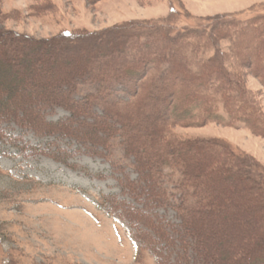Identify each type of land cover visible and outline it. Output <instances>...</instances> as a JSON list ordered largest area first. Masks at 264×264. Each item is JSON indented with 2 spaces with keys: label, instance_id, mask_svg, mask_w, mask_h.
<instances>
[{
  "label": "rangeland",
  "instance_id": "rangeland-1",
  "mask_svg": "<svg viewBox=\"0 0 264 264\" xmlns=\"http://www.w3.org/2000/svg\"><path fill=\"white\" fill-rule=\"evenodd\" d=\"M0 31L17 40L13 51L5 43L0 44L1 104L7 103L2 98L9 86L17 96L35 95L37 91L50 97L65 83H57L60 77L89 70L72 80L69 100L80 103L85 113L76 116L71 126L90 136L93 124L107 120L118 129L116 113H129L125 137L136 136L143 151L138 156L126 152L120 130L110 135L98 133L103 144L94 145L92 141L37 132L31 125L10 119L2 122L0 264H160L151 246V238L156 236L145 228L143 232L148 234L142 235H147L148 242L136 238L135 227L119 215L120 209L111 210L107 199L145 209L161 224H167L166 230L171 225L181 226L180 204L188 207L192 190L182 186L177 166L159 161L162 166L155 170L157 181L153 187L157 194L152 200L136 202L126 189L127 183H135L145 172L140 170V163L150 165L158 160L155 156L162 144L158 140L153 146L150 129L154 124L161 127L169 115L162 111L165 97L161 96V88L170 84L172 74L159 77L147 92L143 90V109L130 114L138 97L131 91L132 84L146 79L147 72L138 81L139 77L124 71L131 67L139 70L126 60V53H88L83 44L72 50L68 43L71 40L61 34L71 32L80 39L105 33V42L109 33L125 32L135 40H148L149 45L137 50L136 41L129 39V47L138 54L164 46L160 41L163 34L179 36L195 46L197 59L216 58L220 70L240 84L264 121V0H0ZM54 40L62 43L52 44ZM175 62L182 64L180 56ZM103 69L105 74L101 76ZM58 98L56 101H67ZM211 100L214 110L225 116L219 96L211 95ZM35 102L24 109L41 108L39 114L45 123L71 117L70 110L62 106L45 107ZM257 132L261 133H253L240 122L235 126L206 122L168 129L177 138L228 144L264 177V130ZM193 160L194 164L204 165L196 154ZM218 183L215 185L220 186L221 180ZM226 184L227 189L221 187L218 198L211 203V217L201 220L202 239L215 251L224 250L223 257L217 252L216 262L264 264L262 210L253 204L252 193L244 185ZM211 187L214 194V185ZM186 241L187 245L176 242L164 249L163 255L170 252L178 264H196L190 239ZM249 248L252 252L247 253Z\"/></svg>",
  "mask_w": 264,
  "mask_h": 264
},
{
  "label": "trees",
  "instance_id": "trees-1",
  "mask_svg": "<svg viewBox=\"0 0 264 264\" xmlns=\"http://www.w3.org/2000/svg\"><path fill=\"white\" fill-rule=\"evenodd\" d=\"M5 34L6 33L0 31V44L5 43L9 51L17 49V40L11 36H5ZM103 34L105 33H98L80 39L75 37L76 35L71 32L61 35L65 39L71 40L68 43L72 44V50L80 48L83 44L84 50L88 53H112L113 50L114 53L117 51L126 53V60L133 62L139 70H134V68L131 67L130 70L125 69L124 71L126 74L136 75L135 77L137 78L139 77L138 81L140 80V75L147 72L148 75L146 79L140 80V82L136 84L133 82L132 84L133 87H131V91L138 97L134 101L136 107L133 108V111L130 110V114H137L143 109L144 103H141L143 102L142 99L140 100V97L144 95L142 93L143 90L147 92L148 89L155 86L159 77L164 78L165 74H172L170 84L161 88L164 92L162 93L163 95L160 94L163 98L165 97L162 111H166L169 115L164 120L165 122L161 127H156L154 124L150 129V132H153L151 135L154 136L153 146L155 147L158 144V140L160 144H162L161 150L157 151L155 156L158 160L156 159L157 161L150 163V165L149 163H140V170L142 171V169H144L146 173L142 171L143 174H140V177L137 178L135 183L129 182V184H126L128 196L136 202L141 203L146 200H152L153 196L157 194V192L153 193V187L156 185L157 181L155 170L158 165L159 167L162 166L160 164L161 162L169 167L177 166L182 174L181 184H184L182 186H186L192 190L190 194L191 201L188 207H183L180 204L181 226H179V228H175L171 225V227L166 230L165 228L168 227V225L166 224V226H164L161 224L158 219L146 213L144 211L145 209L131 208L125 201H116L114 198L109 200L106 198L108 204L111 205V210L115 208L116 210L120 209L121 212H119V215L125 218L137 230L136 238L138 237L146 240L147 235H142L148 234L147 232H143L145 228V230L148 229L156 236L154 239L151 238V246L160 264H178L172 257V253L168 252L163 255L162 252L164 249L173 246L176 242L179 246H183L184 244L187 245V239H190L189 247L193 253L192 259L197 258L196 264H223L216 262L215 258L219 256L218 253L223 257L224 250L220 249L215 251L210 247L208 242L206 243L203 241L200 230L202 224L201 220L204 221L206 218L211 217V203L218 198L222 190L221 187L227 189V181L244 185V187L252 193L251 197L253 204L259 206V209L262 210V215H264L263 174L252 170V164L244 157L236 155L228 144L212 139L188 140L177 138L170 135L168 129L173 125L198 126L206 122H223L224 125L235 126L240 122L252 130L253 133L260 134L261 132L257 131L264 130V121L259 117L258 113L256 114L252 106L253 102L248 98V94L240 84L236 85L227 73L220 70V67L217 66V59H197L196 55L198 51H196L195 46L191 43L183 42L184 40L179 38V36L175 38V36L171 37L163 34L160 41H162L164 46H161L158 50H148L145 54H138L133 53V48L131 49L128 45L129 39H136L133 38L134 36L130 37L126 35L125 32L123 34L115 33L116 35L109 33V35L105 37L106 39L104 42L102 39L104 38L102 37ZM135 41L134 48L137 50L142 46L149 45L146 42L148 41L147 39L140 41V39L137 38ZM61 43L62 41H52V44L55 45ZM169 46L172 47L173 51L170 50ZM177 56H180L182 64L178 65L175 62V57ZM260 58L259 54L256 60L257 63H260ZM140 70L142 71L141 74ZM85 73L90 72L89 70L73 71L70 75L66 76V78L60 77L57 83H65L60 85L58 91L51 93L50 97L41 95L37 91L33 92L36 93L35 95L17 96L14 92V88L9 86L6 89V96L2 98V100L7 103H0V124L10 119L19 122L23 126L31 125L37 132L50 135L60 134L72 137L80 142L86 140L92 141L94 145L103 144V137L99 136L98 133L110 135L120 130L122 132L121 136L124 141L123 144L126 152L138 156L142 149L136 143V136H130L129 139L125 137L127 132L125 130V125L130 122L129 113H116L115 122H120L118 123L120 125L118 129L115 123L109 124L107 120L99 121L98 125L96 123L93 124L94 130L90 129V132H92L90 136L79 132L76 128L71 126L76 122V116L83 115L85 110L79 105L80 103L75 101L71 102L69 100V91L73 88V78ZM104 74L105 70L103 69L99 75L102 76ZM65 79H67V81H64ZM62 86L65 87L64 90H61ZM211 95L219 96L225 116L219 114L214 110L213 105L209 104V102L212 101ZM60 96L64 97L67 101H56L60 99L58 98ZM33 101H36L34 104L38 105L41 103V105L45 107L50 105L62 106L70 110L71 117L65 121L45 123L39 114L41 108L34 110L24 109V106L32 105ZM84 106L87 107L88 105L84 104ZM0 137H2V135H0ZM195 154L204 165L194 164L195 161L193 157ZM220 180L221 185L216 186L215 182L218 183ZM211 185H214V194L211 192ZM171 231L172 234H170ZM259 237L260 236H257V239H259ZM146 241L148 242V240ZM248 250L252 252V248L247 249V253ZM247 253H244V258H246ZM243 257H241L240 260H243ZM232 264H234V262H232Z\"/></svg>",
  "mask_w": 264,
  "mask_h": 264
}]
</instances>
